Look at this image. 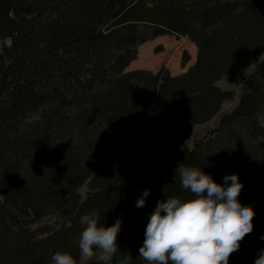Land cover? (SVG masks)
<instances>
[{
	"label": "trees",
	"instance_id": "obj_1",
	"mask_svg": "<svg viewBox=\"0 0 264 264\" xmlns=\"http://www.w3.org/2000/svg\"><path fill=\"white\" fill-rule=\"evenodd\" d=\"M162 36L188 38L195 63L180 74L129 69ZM263 53L264 0H0V264H52L57 251L100 264L81 263L88 213L107 226L122 218L112 264H148L139 248L157 201L191 197L174 179L180 163L217 182L239 175L238 199L256 215L229 264H254L264 249V63L187 141L234 101L217 83Z\"/></svg>",
	"mask_w": 264,
	"mask_h": 264
},
{
	"label": "clouds",
	"instance_id": "obj_2",
	"mask_svg": "<svg viewBox=\"0 0 264 264\" xmlns=\"http://www.w3.org/2000/svg\"><path fill=\"white\" fill-rule=\"evenodd\" d=\"M174 179L190 198L167 196L157 201L150 213L139 248V257L148 264H229L230 255L241 246L242 239L253 231L251 205L238 199L244 184L236 173L217 182L203 168L178 164ZM151 189L144 188L135 207L146 204ZM83 229L78 238L81 257L92 258L99 252L100 264H112L120 251L117 237L122 218L111 226L102 224L95 213L82 215ZM264 241V235L260 237ZM52 264H76L71 253L55 252ZM129 258L117 260L128 264ZM254 264H264V249L257 252Z\"/></svg>",
	"mask_w": 264,
	"mask_h": 264
},
{
	"label": "rangeland",
	"instance_id": "obj_3",
	"mask_svg": "<svg viewBox=\"0 0 264 264\" xmlns=\"http://www.w3.org/2000/svg\"><path fill=\"white\" fill-rule=\"evenodd\" d=\"M138 51V59L132 63L129 69L145 68L157 71L163 67L171 74H180L188 70L189 67L195 63L197 55L196 46L188 38L176 36H162L156 38L141 45ZM262 63H264V53L242 76L231 81L221 80L217 83L221 89L233 91L235 99L234 101L227 100L223 102L219 115L213 120L196 126L188 138V145L192 147L193 142L212 128L217 123L218 117L237 102L243 90L246 77L253 69ZM87 191L88 188L86 185L79 189L82 196H85ZM99 254L98 252L97 255L92 258H97ZM92 258L82 257L81 263H85Z\"/></svg>",
	"mask_w": 264,
	"mask_h": 264
}]
</instances>
